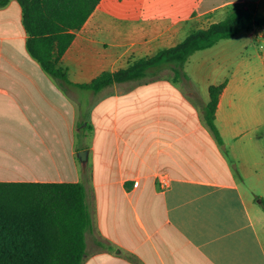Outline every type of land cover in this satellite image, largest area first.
<instances>
[{"label":"crops","instance_id":"crops-1","mask_svg":"<svg viewBox=\"0 0 264 264\" xmlns=\"http://www.w3.org/2000/svg\"><path fill=\"white\" fill-rule=\"evenodd\" d=\"M232 9L264 15V0H102L62 66L71 82L90 84ZM245 37L264 43V28L191 56L193 88L163 69L96 93L44 70L29 52L22 6L11 1L0 8V183L83 184L92 227L82 264H264L258 216L241 185L249 166L264 172V49L261 70L254 42V54L233 58L230 50L251 47H233ZM223 83L221 144L202 105Z\"/></svg>","mask_w":264,"mask_h":264},{"label":"trees","instance_id":"trees-1","mask_svg":"<svg viewBox=\"0 0 264 264\" xmlns=\"http://www.w3.org/2000/svg\"><path fill=\"white\" fill-rule=\"evenodd\" d=\"M11 1L0 0V8ZM17 1L23 9L30 54L64 86L96 93L115 83L153 77L163 69L171 70L175 81H186L193 88L185 71L191 56L255 27L264 28V15L233 9L224 20L194 31L175 47L138 60L126 69L105 72L90 84H75L62 66V58L76 32L82 29L102 0ZM225 87L226 83L211 86L209 102L201 104L205 120L221 144L223 139L216 125V113ZM194 99L200 103L197 93ZM8 187L32 190L36 205L28 207L29 213L0 208V264H82L87 252L86 235L92 227L85 186L81 183H0V189ZM260 203L264 209V200Z\"/></svg>","mask_w":264,"mask_h":264},{"label":"rangeland","instance_id":"rangeland-1","mask_svg":"<svg viewBox=\"0 0 264 264\" xmlns=\"http://www.w3.org/2000/svg\"><path fill=\"white\" fill-rule=\"evenodd\" d=\"M233 10V9H232ZM231 10V11H232ZM229 14V13H228ZM226 14V17L227 15ZM225 17V18H226ZM217 18L218 22L224 20ZM216 22V23H218ZM257 33V36L260 35L259 30L254 31V34ZM243 36H246V34L241 35V38ZM234 42V48L235 49H241V45L237 44L239 42L246 43L248 45L249 42H252L251 47L244 49L242 51L238 50H230V54L233 55V58H236L238 55L242 54L244 57H247L248 54H254L253 51V42L255 44L256 50H257V67L258 69L262 68L261 64V58L259 57V52L264 49V43H261V41H248L245 37V39H236ZM216 50L212 51L211 54L216 55ZM226 53V52H225ZM200 56V55H199ZM245 148H239V154L241 155V159L244 160L248 158V154L246 151H244ZM230 153V156H232L231 151H227ZM231 159V158H230ZM242 159V160H243ZM249 159V158H248ZM237 166V162L233 164V167ZM252 166H249V168ZM248 168V174L251 176L244 177L241 181L242 189L246 195L247 200L250 202V206L253 209V212L255 215L258 216V228L261 232L262 237L264 238V220L261 219L264 217V209L260 203L261 200H264V172L260 171L259 173L253 174L251 173V170ZM32 190H29V192L23 187H8L5 189H0V208H4L5 211H13V212H21L24 210L23 213H29L30 210H28V207L30 205H34L35 207V199L32 197L33 192ZM25 215V214H23ZM22 216V214H21Z\"/></svg>","mask_w":264,"mask_h":264},{"label":"water","instance_id":"water-1","mask_svg":"<svg viewBox=\"0 0 264 264\" xmlns=\"http://www.w3.org/2000/svg\"><path fill=\"white\" fill-rule=\"evenodd\" d=\"M78 156H79L81 162L85 163L88 160V151H86V150L81 151Z\"/></svg>","mask_w":264,"mask_h":264}]
</instances>
